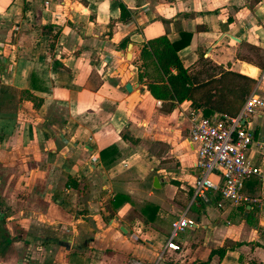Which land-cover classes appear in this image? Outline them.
Returning a JSON list of instances; mask_svg holds the SVG:
<instances>
[{
  "label": "crops",
  "instance_id": "1",
  "mask_svg": "<svg viewBox=\"0 0 264 264\" xmlns=\"http://www.w3.org/2000/svg\"><path fill=\"white\" fill-rule=\"evenodd\" d=\"M182 32L191 33L177 51L184 67L199 78L247 75L264 99V0H0V264H264L260 177L245 182L256 201L243 208L216 189L193 198L190 100L170 106L139 80L143 42ZM251 128L248 158L264 170V108ZM110 146L106 159H116L105 166L100 150ZM117 193L125 198L115 204ZM181 213L193 225L178 249L165 248ZM219 246L229 248L210 255Z\"/></svg>",
  "mask_w": 264,
  "mask_h": 264
},
{
  "label": "trees",
  "instance_id": "2",
  "mask_svg": "<svg viewBox=\"0 0 264 264\" xmlns=\"http://www.w3.org/2000/svg\"><path fill=\"white\" fill-rule=\"evenodd\" d=\"M119 19L127 21L130 12L123 4H119ZM43 32L49 36L47 52H51L54 36L49 33L48 26L42 27ZM191 37V33L182 32L181 38L169 41L166 35H159L143 42L140 49V63L138 64L139 80L145 78L146 87L150 94L160 100H167L170 106L183 100H190L193 109H200L203 116L210 117L214 112L218 114L236 115L239 111L245 95L249 94L254 86L255 80L247 75L240 74L228 69H219L218 75L214 72L206 73L208 76L199 78L198 73H193L188 67L181 63L177 51L185 46ZM260 58L258 66L264 67V55L257 53ZM202 56V55H201ZM217 70L218 66L211 67ZM19 93L25 99H29L35 105L41 103V99L34 96L28 90ZM37 100V102H36ZM115 147H105L100 150V158L105 166H110L116 157L106 159L115 152ZM66 185L77 186L75 181L67 179ZM125 198V195L117 193L113 197V203L117 204ZM220 198L216 196L215 202ZM202 203V201H199ZM243 208V205H238ZM229 246H219L211 249L210 255L217 254L219 257Z\"/></svg>",
  "mask_w": 264,
  "mask_h": 264
},
{
  "label": "built area",
  "instance_id": "3",
  "mask_svg": "<svg viewBox=\"0 0 264 264\" xmlns=\"http://www.w3.org/2000/svg\"><path fill=\"white\" fill-rule=\"evenodd\" d=\"M260 79L264 80V70ZM262 108L264 99L251 91L236 115L217 113L205 117L199 110L189 111V139L195 146L194 166L198 170L193 198L205 199L209 190L216 189L222 198L235 206L256 201L255 197L243 193V187L253 176H259L264 184V170L248 158V150L254 143L251 115ZM259 145L264 148V141H260ZM214 174L220 176V182L212 179ZM192 225L185 213L171 220L164 247L178 249L174 239ZM129 264L144 263L135 260L129 261Z\"/></svg>",
  "mask_w": 264,
  "mask_h": 264
},
{
  "label": "water",
  "instance_id": "4",
  "mask_svg": "<svg viewBox=\"0 0 264 264\" xmlns=\"http://www.w3.org/2000/svg\"><path fill=\"white\" fill-rule=\"evenodd\" d=\"M131 50H132V43L129 42V43L127 44V51H126V59H128V60L131 58ZM124 87H125V89H126L127 91H130V90L132 89L131 84L128 83V82L125 83ZM153 180H154V181H157V177H154Z\"/></svg>",
  "mask_w": 264,
  "mask_h": 264
},
{
  "label": "rangeland",
  "instance_id": "5",
  "mask_svg": "<svg viewBox=\"0 0 264 264\" xmlns=\"http://www.w3.org/2000/svg\"><path fill=\"white\" fill-rule=\"evenodd\" d=\"M222 205V206H221ZM224 205H229V203H225V202H222L221 204H219V206L221 207V208H223L224 207Z\"/></svg>",
  "mask_w": 264,
  "mask_h": 264
},
{
  "label": "bare ground",
  "instance_id": "6",
  "mask_svg": "<svg viewBox=\"0 0 264 264\" xmlns=\"http://www.w3.org/2000/svg\"><path fill=\"white\" fill-rule=\"evenodd\" d=\"M251 68V67H250ZM251 71H253V70H251Z\"/></svg>",
  "mask_w": 264,
  "mask_h": 264
}]
</instances>
